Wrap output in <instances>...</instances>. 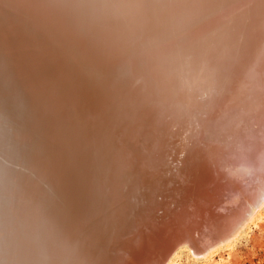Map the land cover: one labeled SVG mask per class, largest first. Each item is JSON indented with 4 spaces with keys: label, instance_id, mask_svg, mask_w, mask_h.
Listing matches in <instances>:
<instances>
[{
    "label": "bare ground",
    "instance_id": "bare-ground-1",
    "mask_svg": "<svg viewBox=\"0 0 264 264\" xmlns=\"http://www.w3.org/2000/svg\"><path fill=\"white\" fill-rule=\"evenodd\" d=\"M71 25L75 31H60ZM176 59L177 65L173 64ZM186 59L183 74L187 79L183 80L188 88H183L182 73L174 71ZM214 76L220 81L217 85L212 80L214 88L224 92L218 104L210 100L218 91L213 96L206 92L208 84L203 80ZM65 81L74 87L63 89ZM235 81L240 87L237 93L230 90ZM255 82L264 84V0H0V117L19 115L12 118L14 134L0 123V148L8 145L13 153L24 150L31 157L26 176L15 173L13 184L6 188L0 183V264H68L70 256H82L81 251L91 254L86 264H144L143 253L158 247V243L149 244L151 240L154 244L160 240L162 245L164 235L170 229L174 235L178 229L172 223L186 221V212H180L190 208L206 221L204 233L183 234L178 229L181 234L176 233L175 238L179 241L172 247L164 244L157 264H172L176 248L184 243L197 257L211 255L212 248L228 244L249 220L262 216L264 205L263 194L256 204L246 206L227 231L208 225L238 202L232 199L241 184H234L229 175L239 172V160L251 155L255 168L249 169V178L261 175L254 162L264 146V131L254 148L234 137L248 114L259 120L250 112L252 104L247 100L255 90H249V85ZM173 92L172 109L166 112L159 100ZM232 98L245 111L229 113ZM261 98L255 105H262L258 112L264 118V92ZM49 102L57 125L49 127L43 137L40 120ZM205 102L213 106L205 108L203 125L197 127L195 114L187 109L206 106ZM220 105L222 114L218 113ZM185 118L194 131L182 127ZM180 126L184 133L188 131L186 140L190 138L185 145L184 136L180 147L183 167H174L178 174L165 169L161 176L164 158L169 157H164L165 146L171 139L175 143ZM226 129L232 139L222 142L225 138L219 132ZM215 135L220 140L217 145ZM194 147L200 149L196 152ZM194 151L198 154L195 161L191 159ZM173 156L172 165L180 160ZM232 159L234 174L221 172V163ZM107 175H111L109 196L115 203L108 210L101 209V217L87 230L88 216ZM3 178L11 180L10 173ZM170 178H175L172 184ZM179 185L177 194L169 189ZM146 196L149 206L158 211L164 205L165 211L159 216L146 208L137 216L142 224L138 221L141 225H136V232L131 233L130 228V234L122 236L129 225L127 210ZM224 196L227 199L222 203ZM169 197L176 198V206L173 201L169 204Z\"/></svg>",
    "mask_w": 264,
    "mask_h": 264
},
{
    "label": "rangeland",
    "instance_id": "rangeland-1",
    "mask_svg": "<svg viewBox=\"0 0 264 264\" xmlns=\"http://www.w3.org/2000/svg\"><path fill=\"white\" fill-rule=\"evenodd\" d=\"M60 2H62V3H69V0H59ZM51 3V5H52V2H50ZM58 3V2H57ZM53 6V5H52ZM56 11H57V13L59 14V16L61 17V15H60V13H61V7L60 6H57V9H56ZM64 30H68V31H70V32H73V31H75V29H74V26L73 25H71L70 27H68V29H63V27L62 28H60V31H64ZM225 47H226V45H225ZM225 47H224V49H225ZM223 48V47H222ZM221 48V50H223ZM231 52V51H230ZM176 53V52H175ZM178 54L176 53V56H177ZM186 58H188L187 56H186ZM213 59V56H211V60ZM210 60V62H212V64L210 63V65L212 66L213 65V61H211ZM183 62V63H182ZM186 62V65L184 64ZM188 61H187V59L184 61H181L180 62V66H178L177 67V69L175 70V68L174 67H172V68H174V70H172V71H174L175 72V74H177L178 72H176V71H179L180 72V74L182 73V78H181V80L183 81H181L180 82V85H182V87L184 88V86L186 87V88H188V86H187V80H183V78H186L185 76H184V74L183 73H185L186 71H187V66H188ZM215 63V62H214ZM173 64H178V61H177V59H176V61L173 63ZM184 64V65H183ZM207 65V64H206ZM210 66V67H211ZM180 67V68H179ZM193 67L194 68H196V69H198L197 68V63H196V61H194L193 60ZM178 68H179V70H178ZM182 68V69H181ZM185 68V69H184ZM181 70H183V71H181ZM241 70H242V68L238 71V72H240L241 73ZM167 71V70H166ZM215 76L213 77V78H210L208 81H207V78L206 79H203L205 82H206V84H208V85H205L206 86V92H209V93H212L211 95L213 96V95H215V94H213L214 93V91L216 92V91H218V90H216L214 87L216 86V84H214V81H215ZM235 78V77H234ZM187 79V78H186ZM211 80V81H210ZM212 80H214V81H212ZM219 80V79H218ZM217 79H216V83H217V85L220 83V81H218ZM186 81V82H185ZM213 82V83H212ZM236 83H232V85L230 86V90L231 91H235V93H237V92H239V85L237 84V81H235ZM185 83H186V85H185ZM190 83H192L191 81H190ZM193 84H194V82H193ZM213 84V85H212ZM201 85H202V87H201ZM203 85H204V83H200L199 84V86H200V89L201 88H203L204 89V87H203ZM211 85H212V87H211ZM235 85V86H234ZM238 85V86H237ZM252 85V86H251ZM255 85V86H254ZM259 84L258 83H256L255 82V84H250L249 86V90H251V89H255L254 90V92H252V94L251 95H249L247 98V100L248 101H250V103L252 104V107L250 108V112H252L255 116H257V117H259V120H256V119H254L250 114H248L247 116H246V119H247V121H244L243 120V122L242 123H240L239 124V126L238 127H236V135L234 136V137H237V138H239L240 140H243L244 141V144L245 143H247V144H249V148H251L250 147V145L252 146V148H254L253 146H258L259 144L257 143V141L259 140V138H260V136L261 135H263V134H261V131H264V118H263V115H260V113L258 112L259 111V108L260 107H262V105L259 103L258 105H255V103L257 102V100L259 101V100H262V98H261V94H262V92H264V84H262V85H260L259 87ZM254 86V87H253ZM74 86L72 85V84H70L69 82H67V81H65V83H64V86H63V89H69V88H73ZM208 87V88H207ZM233 87H235V88H233ZM199 88V87H198ZM237 88V89H236ZM258 88H259V90H258ZM261 88V89H260ZM62 90V89H61ZM60 90V91H61ZM258 90V91H257ZM177 91V90H176ZM181 91H184V90H179V91H177V92H180L181 93ZM210 91H212V92H210ZM233 91V92H234ZM255 92H256V94H255ZM258 92V93H257ZM261 92V93H260ZM179 93V94H180ZM208 93V94H209ZM223 93V94H222ZM246 93H247V91H246ZM58 94V93H57ZM224 95V92H221L220 93V91H218V92H216V97L215 98H210V100L211 101H217L216 103L218 104L219 103V101H220V96L222 97V95ZM255 94V95H254ZM174 95V96H173ZM176 94L173 92L172 94H168V95H166L165 96V98H162V99H160L159 101H160V103H162V105L163 104H165V105H163V106H161L163 109H167L166 110V112L167 111H169L170 109H172V97H176L175 96ZM205 95H207V93H205ZM211 95H210V97H211ZM255 97H254V96ZM257 95H258V97H257ZM251 96V97H250ZM58 97H61V95L60 94H58ZM64 97H66V95L64 96ZM208 97V96H207ZM218 97V98H217ZM225 97L226 96H224V98H223V100L225 99ZM259 97H260V99H259ZM199 98H201V97H199ZM258 98V99H257ZM204 99V98H203ZM163 101H164V103H163ZM206 101V100H205ZM230 101L235 105V107H236V109L234 108V105H232L233 106V109H235V110H233V109H231L230 111H229V113H234V112H236V111H238V110H241V111H245L244 109H241V108H239L238 106H237V104H236V102H237V100L235 99V98H232V99H230ZM206 103V106H205V104L204 105H202V106H198L197 107V105H195L196 107L194 108H192V109H187L186 111L187 112H190L191 114H195V119L193 118V124H198L197 125V127H199V126H202L203 124L201 123V121H203V118H201V116H202V112L204 111H206V107H208V106H210V105H212L211 104V102L210 103H208V102H205ZM168 104V105H167ZM217 104H214V105H217ZM170 108H169V107ZM213 106V105H212ZM52 107H53V104H52V102H49V103H45V106H44V111H43V115H42V117H41V120H40V122H41V131H42V134H43V137H46V131L48 130V128L50 127V128H54L56 125H57V119L55 120V119H53L52 117H51V114H52V112H53V109H52ZM202 107V108H201ZM197 108V109H196ZM199 108V109H198ZM204 108V109H203ZM206 108V109H205ZM202 111H201V110ZM192 110V111H191ZM180 111H181V109H177L176 110V112H178V113H180ZM185 110H184V114H187V112H186ZM197 113V114H196ZM218 113H220V114H222V105H220L219 106V108H218ZM190 114V115H191ZM185 116H187V115H185ZM198 116V117H197ZM19 117V115H4V116H2V117H0V123L2 122L3 123V125H5V127L7 128V129H11V132H13V134H14V127H15V125H16V123H15V121L12 119V118H18ZM206 117V116H205ZM201 118V119H200ZM199 119V120H198ZM50 120H51V123H50ZM179 120H181L180 118H179ZM197 120H198V122H197ZM208 120L210 121V120H213V116H211L210 118H208ZM190 121V120H189ZM204 121H206L207 122V119L205 120L204 119ZM186 122V118H185V120H184V123ZM201 124H200V123ZM205 123V122H204ZM189 124V122H186L185 124H182V127L183 128H186V126H188L187 128H186V130H188V129H190V130H193L194 131V129H193V127H194V125L192 124V126H190V124ZM176 126H179V125H177V123H176ZM185 126V127H184ZM181 126H180V130H179V132H178V134H181L182 133V131H183V128H182ZM12 128H13V130H12ZM242 129H245V131H243L244 133H241L240 131L242 130ZM185 130V129H184ZM186 130H185V133H184V131H183V133L179 136L178 134H176V136H177V138H176V136H175V143H174V139H171L169 142V144H167V146H165V152H166V154L164 155V157H166V156H169V157H167V158H164L165 160H167V161H164L163 162V164H162V166L163 165H165V166H163V168H162V170L160 171L161 172V176H164V174H165V169H166V171H168L169 172V174H171L172 172H174L175 174H178L177 173V171L176 170H178L177 168H174V167H179V169H181V167H183L182 166V162H184L185 161V158H183L184 157V153H181L182 152V145L183 144H187L189 141H190V138L188 139V140H186V135H187V133H188V131L186 132ZM219 134L222 136V137H224L225 138V140H223L222 142H226V141H228V140H231L232 138H231V135H229V133H228V131H227V129H226V131H224V130H222V131H220L219 132ZM185 136V142H184V140H183V137ZM191 136V135H190ZM215 138H216V145L217 144H219L220 143V140H219V138L215 135L214 136ZM233 137V138H234ZM262 137H264V135L262 136ZM14 138H15V136H14ZM181 138V139H180ZM178 139V140H177ZM182 140V141H181ZM192 141H193V139H192V137H191V142H190V145H191V143H192ZM197 141V140H196ZM243 141H241V142H243ZM18 141H16V143H17ZM172 142V143H171ZM178 142V143H177ZM181 142V143H180ZM184 142V143H183ZM197 142H199V141H197ZM237 142H240L239 140H237ZM183 143V144H182ZM255 143H257L256 145H255ZM178 144H179V147H177L178 146ZM253 144V145H252ZM173 145V148H174V146L175 147H177V149L178 150H176V148H171V146ZM177 145V146H176ZM169 146V147H168ZM167 147H168V149L170 150L171 149V152L167 149ZM180 147H181V149H180ZM193 147V146H192ZM260 147H262V145L261 146H259V147H257L258 149L260 148ZM196 148V149H195ZM257 148L255 147V149L252 151V153L255 151V150H257ZM194 149H195V151L197 152L198 151V149H200L199 147H194ZM168 150V151H167ZM193 150V149H192ZM178 151V152H177ZM192 152V160H197L198 159V154L196 153V152ZM200 151V150H199ZM14 151H12L11 149H9V146L8 145H5L4 147H2V148H0V168L2 169V171H1V173H0V179L5 175V174H9L10 173V177H11V180H10V178H3V179H1L0 181V183H1V185H3L4 187L3 188H6V187H8L9 185H11V184H13V182H14V177H13V175H16V174H18V173H22L23 172V174H22V177H24V175L26 176V174H28L29 172H30V170H28V168H30V160H31V157H30V155L28 154V153H26L25 152V154H24V150H22V151H20V152H15V153H13ZM173 152V153H172ZM196 153V154H195ZM251 153V154H252ZM169 154V155H168ZM176 154L178 155V154H181V155H179V156H176ZM171 155V156H170ZM173 155H175V157H177V159H180V160H177V162H175L176 164H174L173 163V165H175V166H173L172 165V160H171V158L172 157H174ZM191 155H189V158H190V156ZM197 155V156H196ZM171 157V158H170ZM195 157H197L196 159H195ZM183 158V159H182ZM250 159H251V155L248 157V158H246V159H243L242 161H240L239 160V162H238V159L236 160L237 162H238V170H239V172L237 173V174H235L234 175V177H231L230 175H229V177L232 179L231 181L234 183V184H236L235 183V181L236 182H238V183H240L241 185H243V183L244 182H247L248 180H250L249 179V174H250V172H249V169L251 170H253L255 167H253V163L250 161ZM246 163V164H245ZM168 164V165H167ZM222 165H223V168L221 169V172H223V173H229V172H234V170L233 171H231L232 170V168H233V166H235V164H234V160L232 159V161H230V163H225V162H222L221 163ZM173 166V168H171L170 166ZM184 165V164H183ZM255 166V165H254ZM22 167H24V169L22 168ZM170 167V168H169ZM20 170V171H19ZM21 170H23V171H21ZM174 170V171H173ZM183 171V170H182ZM150 172V171H149ZM16 173V174H15ZM157 172L156 171H154V174H156ZM231 173V174H232ZM249 173V174H248ZM234 174V173H233ZM13 177V178H12ZM156 177H158V176H156ZM227 177H228V175H227ZM260 177H262L261 175H260ZM109 178H111V175L109 176V175H107V177L106 178H104V184L103 185H101L102 186V189H101V191H100V195L97 197V200H96V206L93 208V212H92V214H90V216H88V220H87V226H88V229L87 230H89L91 227H93L94 226V224L96 223V221H97V219L99 218V217H101V212L103 211V210H108L109 209V207L111 206V205H109V204H111L112 202H114L113 200H111L110 199V196H109V191H110V186H111V181H110V179ZM137 180H139V178H136ZM165 179H167L168 181H169V178H165ZM171 179V183L170 184H172L173 182L172 181H174V179L175 178H170ZM178 179V178H177ZM180 180L181 179H183V178H179ZM4 180V181H3ZM8 180H10V181H8ZM13 181V182H12ZM162 182V178L158 181V183H160L161 184V182ZM8 182H9V184H8ZM254 183V182H253ZM252 183V184H253ZM255 184V183H254ZM253 184V185H254ZM161 186V185H160ZM182 186V185H181ZM2 188V189H3ZM158 188H159V185H158ZM178 188V189H177ZM179 188H180V185L179 186H177V187H171V188H169L170 190H172V191H174L176 194H177V191H179ZM1 189V190H2ZM174 189V190H173ZM100 190V189H99ZM167 190V189H166ZM122 193H123V195L125 196L126 194H125V188H124V186L122 185ZM176 194H174L175 196H176ZM263 194H264V191L262 192V196H263ZM140 196V195H139ZM239 194H237L236 195V197L234 198V199H232V200H237L238 202H235L234 204H233V207H230V208H228L229 210H228V213H226V214H222V217L221 218H230L229 219V222L231 223H229L228 225H233V223H235V221H237V220H239L240 218L239 217H241L245 212H244V209H245V211H246V209H247V207L246 206H250L251 204H256V202H257V200H255L253 197H249V199H246V200H241L242 199V197H241V195L239 196ZM149 196L147 197H145L144 199L142 198V199H140V198H138V199H136V204H135V206L132 208V210H127V216L128 217H126L128 220H129V225H126L127 227H125L124 229H123V232L124 231H126V232H124V235H122V236H125V235H127V234H130V233H128V230L130 229V231H131V233L132 232H136L135 230H137L138 228H139V226L142 224L141 222H140V220H138L137 219V216H139L142 212H145V210H146V208H147V210H148V207H149V212L150 213H152V212H155L156 214H158L159 213V216L160 215H162V213L165 211V209L164 208H166V207H164V205H162V207L161 206H159V212L157 211V207L156 208H154L153 206V208L151 207V206H149L150 204H151V202L150 203H148L149 202ZM259 198L261 199V196H259ZM259 198H258V200H259ZM152 199V198H151ZM4 200H5V198H4ZM138 200V201H137ZM176 198H174V201L173 200H171V198L169 197V204H172L173 202V204L175 205V203H177L176 201ZM171 201H173L172 203H171ZM191 201V199L190 200H188V203ZM254 201H255V203H254ZM245 202H247V203H245ZM253 202V203H252ZM115 203V202H114ZM146 203H148V204H146ZM240 203V204H239ZM119 204H121V203H119ZM237 204H239V205H237ZM143 205H144V207H143ZM235 205H237L238 206V208L235 206ZM120 206V205H119ZM176 206V205H175ZM114 207H118V206H116L115 204H114ZM151 207V208H150ZM164 207V208H163ZM246 207V208H245ZM141 208V210L139 211V209ZM145 208V209H144ZM162 208V209H161ZM240 208V209H239ZM102 209V210H101ZM100 210H101V212H100ZM138 210V211H137ZM162 210V211H161ZM189 210H190V212H189ZM192 210V211H191ZM193 210L194 209H188V211H182V212H180L181 214H183V213H185L186 212V215L185 216H188L187 218L186 217H184V219H186V221L184 220L183 221V223L184 224H186V225H182V222L181 223H179L178 224V221L176 220V221H174V223H172L173 224V229H175V228H178V229H181V231L183 232V234H184V232H191V233H193L194 235H197L196 233L198 232L199 234H202V233H204V229H205V227H206V221L205 220H203V219H200L199 217H196L194 214H193ZM231 210V211H230ZM234 210V211H233ZM261 210H262V216H259V217H257V218H253V219H251V220H249L250 222H248L247 224L248 225H243L242 227H243V229L242 228H240L241 230H239L238 231V233H236L237 235V237L236 236H234L235 238H233V240H231L230 242H228V244H227V242H224V243H222V244H224V245H219V247L218 246H216V247H214V248H212L211 250H212V253H210L211 255H207L206 257H197V256H195L194 254H193V250L191 249V246L190 245H188L187 243H184V244H182V245H180V247H179V249H178V247L176 248L177 250V252H176V254L174 255V257H173V259H172V264H264V205L261 207ZM136 211V212H135ZM142 211V212H141ZM235 211H238V212H235ZM242 211V212H241ZM99 212H100V214H99ZM178 212V211H177ZM176 212V213H177ZM192 212V213H191ZM235 212V213H234ZM130 213H131V215H130ZM155 213H154V215H155ZM161 213V214H160ZM175 213V214H176ZM234 213V214H233ZM242 213V214H241ZM99 214V215H98ZM188 214V215H187ZM193 214V215H192ZM232 216H231V215ZM129 215H130V217H129ZM133 215H135L134 217H133ZM192 215V216H191ZM98 216V217H97ZM226 216V217H225ZM231 216V217H230ZM233 216H236V219H235V217H233ZM97 217V218H96ZM233 217V218H232ZM255 217V216H254ZM96 218V220H95V222L92 224V225H90V223L94 220ZM199 218V219H198ZM127 219L125 220V222L127 221ZM131 219V220H130ZM135 219H136V221H135ZM172 220V219H171ZM191 220V221H190ZM200 222H199V221ZM234 220V221H233ZM135 223H134V222ZM141 223L140 225H139V222ZM197 221V222H196ZM138 224H137V223ZM186 222V223H185ZM188 222L190 223V224H188ZM194 223V222H196L195 224H197L196 226H194L195 224H192V223ZM131 223V224H130ZM132 223H134V224H132ZM176 223V224H175ZM200 223V224H199ZM192 224V225H191ZM203 224V227H201L200 225H202ZM134 225H135V228H134ZM136 225H138V228H136L137 226ZM175 226H177V227H175ZM185 226V227H184ZM188 226V227H187ZM200 226V227H199ZM245 226V227H244ZM247 226V227H246ZM181 227V228H180ZM194 227V228H193ZM195 227H197V228H195ZM128 228V229H127ZM187 228V229H186ZM229 228V227H228ZM228 228H226L225 229V231H227V229ZM177 229V231L176 230H174L173 232H174V235H172L171 233H172V231H171V229H170V231H169V233L171 234V236H169V235H164V237H165V240H164V237H163V240H164V242H163V244L162 245H159L160 243H161V241L159 240L158 242H156L155 244H154V240L152 239L151 240V242L149 243V244H152V245H157V243H158V247L155 249V250H152L151 251V253H148V252H146L145 251V253H143L144 255H146V256H144L143 257V259H144V264H147L148 263V261H149V263L148 264H150V262H153V258H154V256H156V254L157 253H160L162 250H163V247H164V244H165V247H169V246H171L172 247V245H174V242H177V240H176V236H177V234H181L180 232H179V230ZM182 229H184V230H182ZM192 229V230H191ZM199 229L201 230V231H199ZM221 229H222V227H221ZM190 230V231H189ZM197 230V231H196ZM223 230V229H222ZM160 231V233H161V230H159ZM203 231V232H202ZM241 231V232H240ZM196 232V233H195ZM126 233V234H125ZM177 233V234H176ZM176 234V235H175ZM182 234V235H183ZM167 238V239H166ZM174 239V240H173ZM172 240V241H171ZM171 241V242H170ZM179 241V240H178ZM167 242V243H166ZM170 242V243H169ZM173 243V244H172ZM168 245V246H167ZM186 245H188V246H186ZM228 245V246H227ZM182 246V247H181ZM160 247V248H159ZM189 247V248H188ZM161 249V250H160ZM191 249V250H190ZM214 249V250H213ZM215 249H217V250H215ZM158 250V251H157ZM156 251H157V253H156ZM192 251V252H191ZM137 252H138V250H137ZM81 253H82V256L81 255H77V254H75V255H72V256H70V260H69V262H68V264H82V261L86 264V263H88V261H87V257H89L91 254L90 253H88V254H86L85 252H83V251H81ZM152 254V255H151ZM153 254H154V256H153ZM148 255V256H147ZM151 255V256H150ZM209 256V257H208ZM152 257V258H151ZM77 258H80V261L77 263ZM147 258V259H146ZM149 258V259H148ZM136 260H137V258H136Z\"/></svg>",
    "mask_w": 264,
    "mask_h": 264
},
{
    "label": "water",
    "instance_id": "water-1",
    "mask_svg": "<svg viewBox=\"0 0 264 264\" xmlns=\"http://www.w3.org/2000/svg\"><path fill=\"white\" fill-rule=\"evenodd\" d=\"M254 163L257 166L256 167L257 170H260V172H261L260 174L262 175V177H257L254 174L253 176H251L252 178H249L250 180H248L247 182H244L243 185H241L240 189L237 190L238 191L237 193L239 195H241L242 200L249 199L250 196L253 197L255 200H258L259 196H261L262 192L264 191V146L261 148V151L258 152L257 160ZM250 181L254 182L255 184L248 187ZM226 196H224L225 198L224 197L222 198V200H223L222 203H224V201H226V199H227ZM159 199H160V197H159ZM161 200L162 199H160V201ZM222 203L220 205H222ZM216 219L214 221V224L212 222L208 224V225H210V229H214L217 231L218 227H222L223 230L228 228L230 218H227V219L226 218H220V219L216 218ZM212 225L214 226V228ZM201 227H203V226H201ZM162 254H163L162 251L160 253H157L156 256H154V258H153V262H151L150 264H157L159 262L160 258L162 257Z\"/></svg>",
    "mask_w": 264,
    "mask_h": 264
}]
</instances>
